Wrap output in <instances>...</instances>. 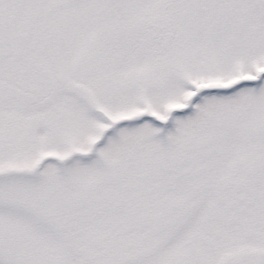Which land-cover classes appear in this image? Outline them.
Returning a JSON list of instances; mask_svg holds the SVG:
<instances>
[{
	"label": "snow or ice",
	"instance_id": "obj_1",
	"mask_svg": "<svg viewBox=\"0 0 264 264\" xmlns=\"http://www.w3.org/2000/svg\"><path fill=\"white\" fill-rule=\"evenodd\" d=\"M0 264H264V0H0Z\"/></svg>",
	"mask_w": 264,
	"mask_h": 264
}]
</instances>
